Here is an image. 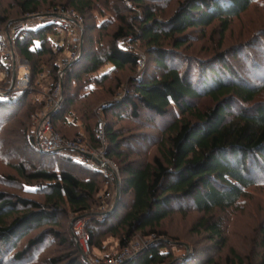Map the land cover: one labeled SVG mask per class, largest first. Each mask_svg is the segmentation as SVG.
I'll list each match as a JSON object with an SVG mask.
<instances>
[{"label": "trees", "instance_id": "1", "mask_svg": "<svg viewBox=\"0 0 264 264\" xmlns=\"http://www.w3.org/2000/svg\"><path fill=\"white\" fill-rule=\"evenodd\" d=\"M11 1L22 17L46 18L53 11L68 20L65 14L73 12L85 21L97 16L100 23L82 28L81 55L64 69L63 49L53 41L60 25L45 23L17 36L19 56L30 64L31 88L6 95L9 86L0 85L5 92L0 94V155L12 140L5 129L23 125L30 147L21 152L7 145L20 158L7 179L35 184L41 199L0 192V264H33L49 240L66 253L46 264H93L89 258L106 252L108 239H115L121 252L137 235L151 239L121 264H264V212L252 219L248 237L236 235L246 243L231 242L236 209L251 190L264 188V24L253 43H241L235 52L223 47L233 23L260 0H180L167 18L174 0ZM4 10L0 1V25L10 20ZM209 29L208 41L220 37L217 49L191 55L196 32L202 38ZM128 38V46H122ZM136 50L150 57L154 71L136 75L141 61ZM41 75L49 80L45 95L63 80L64 104L51 116L62 139H80L99 150L96 128L98 119L104 120L103 153L119 165L123 183L117 208L102 221L93 215L105 206L102 174L64 156V149L46 150L28 132L27 122L43 107L31 99ZM125 84L127 93L117 99ZM104 93L110 99L106 104ZM150 152L154 155L146 160ZM193 213L199 217L192 234L209 245L184 242L164 227L175 216ZM70 214L92 215L86 225L89 257L79 251L72 232L71 237L64 232Z\"/></svg>", "mask_w": 264, "mask_h": 264}, {"label": "rangeland", "instance_id": "2", "mask_svg": "<svg viewBox=\"0 0 264 264\" xmlns=\"http://www.w3.org/2000/svg\"><path fill=\"white\" fill-rule=\"evenodd\" d=\"M0 1L2 3V7L5 9L4 11H7L6 16L10 17L9 18L10 20L7 24L0 25V43L3 41L10 42L12 44L13 49L16 52V60L17 61L15 62V68H16V72H17V75H16L17 80H18V77L20 78L23 75H25L27 73V71H29V73H30V64L27 61L23 60L19 56V53H18V51L16 49V45H15V41L17 39V36L22 33L21 31L25 30L26 28L27 29H37L45 23H53L56 25H60L63 30L61 31L60 36H55L53 38V41L56 45L55 47L58 50L63 49V53L60 56L59 63L64 69V67L68 68L75 61V59H77L81 55V50H82L81 48L84 45V37H83L84 27L87 26V24H93V23L99 24L100 23L99 22L100 18L97 16H94V17L91 16V18L89 20L86 19L87 21H85V19H83L81 17H77L76 14H74L73 12H68L65 14L68 17V21H69L70 25H65V23H63V21L58 20L59 18H56V17H46V18H39V19L37 17H29V18H27L28 16L22 17V15L19 14V12L15 9L14 6L10 7V4L12 3L11 0H0ZM112 1L115 4L119 0H112ZM178 1H180V0H174V2L172 3V8L166 9V13L164 14L165 18L169 17L174 12V10L177 8ZM262 2H264V0H260L258 6H255L242 19L237 20L233 23L230 31L226 34V39L224 40L225 43L223 46L224 49L229 50V52L230 51L235 52V51H233V48L236 47L237 45H239L241 43L251 44V43H253L254 40L257 39V35H258L261 27L264 24V3H262ZM128 4H130V2H128ZM130 7H131V5H130ZM140 11L141 10L137 9V12L139 13V15L141 14ZM61 14H64V13H61ZM48 15H57V14H55L53 11H51L50 14H48ZM212 30L213 29L207 30L205 36H203L202 38H201L200 33L196 32L197 34L194 35V37L197 36L196 40L193 42L194 45L192 44L193 48L189 51V53L191 55H192V53H195V51L205 52L206 54H209L210 52H212V50L217 49L218 44L220 42L219 35L214 36L215 40L208 41V40H210L209 35L212 33ZM77 38L81 39L80 45L75 41ZM131 40H132V38H128L127 40L123 41L122 46H124V47L128 46L127 44L130 43ZM107 41H108V39H107ZM205 47H207V48H205ZM255 47L257 49H259L261 46L257 45ZM256 48H253L252 51H254V52H255V50L258 51ZM136 51H137V53H139V55L141 57V61L139 64V72L136 75L139 76V75H141L147 71L148 72L154 71L155 66H154V63L151 62L150 57L140 50H136ZM237 63H239V62L237 61ZM141 64H144V65H142V67H141ZM109 69H110V67H107L105 70H109ZM247 69H248V71L250 70L249 68H247ZM63 73H64V71H63ZM248 75H249V77H252L250 72H248ZM61 77H62V74H61ZM30 79H31V74H30ZM12 80H13V72L10 71L8 69V67L2 62L1 53H0V85H1V87H3V85L9 86ZM38 81H40L41 84L39 85L38 88L35 87V90H34L33 94L31 95V99L33 98V101L35 103L37 101H39V103L41 105L43 104V107L41 109H37L35 114L31 116V121L27 122L26 126H27V128H29L28 132L31 133L30 135L34 136L36 138V140L43 145V148H45L47 150V148L45 147V145L43 144V141H42V139L44 138V133H43V128H42L43 127V119H44L43 115L49 114L50 116H52V111H53V107L55 106V103L50 105L51 99H53L54 102L59 103V99L62 98L61 105H59L60 109L62 108V105L64 104L63 80L61 78L59 83L52 89V91H50V93L48 95H45L46 93L49 92V80L47 78V75H41L39 77ZM38 81H37V83H38ZM58 85L61 86L60 95L56 94V87ZM127 87H128V85L125 84V88L123 89V91L116 94L117 99H122L124 97V95L127 93ZM30 88H31V81H30L29 89ZM43 101H45V103ZM108 102H110V99L108 98V96H106V93H104L103 94V104H106ZM60 109H58L57 112ZM21 119H22V121H19V122H22V123H24L27 120L26 118H23V117ZM51 121H52V117H51ZM101 122L104 124V128H105L104 120H103V118L100 117L98 119L97 128H96V131H97L99 137H100V134L98 132V127H99V123H101ZM11 125H12L11 129L10 128L5 129V133H6L5 137H7V135H10V137L12 139V140H8L6 142L5 148L6 149L8 148L7 147L8 144H12V145H14L15 149H19V150H21V152H23L25 150H26V152H28L27 148L30 146L26 147L27 142L23 136V130H24L23 127L24 126L23 125L20 126V124L18 122H16L15 124H11ZM92 126H94V125L92 124ZM52 129H53V131H55V129L53 128V124H52ZM12 131H13V133H12ZM13 134H14V136H13ZM152 135H156L155 132ZM86 140H87V138H84V141H86ZM103 140L101 139L102 147L107 148L105 136H104ZM79 141H81V140L79 139ZM81 143L84 145V147L86 149L89 148L88 147L89 145L87 144V142L81 141ZM132 145L136 148H140V146H138L137 143H133ZM5 148L2 147V152H3L5 157L0 155V192H4L6 194H9V195H11V197L22 196V197H28V198H32V199H41L40 194L37 193V191H36L37 188H36L35 184H32V183L28 184V183H23V182L13 184V183H10L8 181L7 177L9 175L14 174V171L11 168V166L12 165L14 166L18 162H20V160H19L20 158H19V154H17L16 150L7 151ZM9 148H11V147H9ZM103 148H101L99 150L98 149H94V150H97L98 152H103L104 151ZM91 149H93V148L91 147ZM12 152H13V154H12ZM63 153H64L63 154L64 156L70 157L73 160L77 159V155L74 152H71L68 150H63ZM152 155H154V153L150 152V155L146 158V160L151 158ZM86 167L92 169L89 166H86ZM118 167H119V165H118ZM119 173H120V181H121L119 199L121 200V198H122L121 197V190H122V183L123 182H122V178H121V171H119ZM102 176L105 178L106 184H104L105 185L104 189L100 195L103 197L106 208H109L110 205L107 204V201L105 200V197H104V194L107 190V181L108 180L104 175H102ZM110 187L113 190L114 195H115V191H114L115 190V183L110 184ZM250 192H251L250 196L246 200L242 201L241 205L238 207V209H236L238 211H236L234 223H233V226L231 227V230L234 231V237L231 238L232 244L237 245L244 240V238H241V237L237 238L236 237V235L238 233L239 234L244 233L243 236L248 237L247 234H249V232H250L249 224L252 222V219L254 217L255 218L260 217V214H262L264 212V188L263 189L262 188L253 189ZM108 202H109V204L112 203V201H108ZM100 210H101L100 208H99V210L95 209L94 210L95 214H93V215L99 216V213H101ZM83 217H85V216H83ZM86 217L91 219L92 215H88ZM198 217L199 216L197 214H194V213L190 214L187 217L175 216L172 219L165 222L164 227H165V229H167L171 233V235L179 237V239L184 241V242H187L190 244L196 243V245L198 247H201L203 245H209V243L205 242L206 240L203 239V237H201V236L199 237L195 234H192L194 221L197 220ZM78 218H82V217H75L74 214H70L68 221L65 224L66 230H64V232L66 231L67 236L71 237L73 223ZM72 238H73V234H72ZM150 239H144V237H142L141 235H137L136 238L131 243L130 247L125 249L124 251L120 252L119 249L117 248V245H118L117 241L115 239L110 238L107 240L108 245H107V248L105 250L106 252H100V253L95 252V254L97 256L92 255V257H95V258L94 259L89 258L90 262L94 263L95 259H101L102 257H105V255H111L112 258H115L118 255L125 253L126 251H128L129 256L132 257L137 252L138 249L146 246L147 241H149ZM73 241H74V239H73ZM242 243H246V242L244 241ZM47 244H48V246H46L45 250L42 251V253L40 252V254H39L40 259L37 262H34L33 264H46L47 261H49L50 257H52V256L53 257H60L61 255H64L66 253L65 249L59 248L58 243H56V242H52L51 240H49L47 242ZM237 246L239 247L240 245H237ZM77 248L82 253V250H80V247L78 246ZM189 251H193V249H190ZM184 252L185 251H178V252H176V255H178V256L182 255L183 256ZM193 258H194V256H193ZM129 259H131V258H129ZM106 260H108V259H105L103 261H106Z\"/></svg>", "mask_w": 264, "mask_h": 264}, {"label": "built area", "instance_id": "3", "mask_svg": "<svg viewBox=\"0 0 264 264\" xmlns=\"http://www.w3.org/2000/svg\"><path fill=\"white\" fill-rule=\"evenodd\" d=\"M58 20L63 21L65 25H70L69 21L65 18H59ZM79 45L81 44V39L77 38L75 40ZM8 42V41H7ZM1 42L0 43V50H1V58L2 62L8 67L10 71L14 72L16 71L15 68V62L16 60V52L12 47V44L10 42ZM144 64H141V67ZM17 73V72H16ZM30 73L27 71L25 75L22 77H18V80L15 79L11 81L8 90L6 91V94L11 91H22L29 89L30 87ZM61 92V86L58 85L56 87V94L60 95ZM0 94L5 95L4 90L0 89ZM62 98L59 99L58 102H54L53 99H51L50 105L55 103V106L53 107L52 114L56 113L58 109H60L59 105H61ZM43 133L44 138L42 139L43 144L49 151L54 150H68L71 152H74L77 155L76 161L91 167L93 170L101 173L107 178V190L104 194L105 200L107 201V204L110 205L109 208H106V206L101 208V213H99L98 220L102 221L105 216H108V214H111L114 211L115 205L117 204V201H120L118 197V193H120V187H121V181H120V169L116 163L111 161L110 159L106 158L103 152H98L97 150L88 148L86 149L84 145L81 143V141L77 142H69L67 140L62 139L55 131L52 129V121L51 116L43 115ZM98 132L100 134V138L104 139V124L101 122L99 123ZM104 141V140H103ZM115 183V195L113 190L110 187V184ZM117 192V193H116ZM108 201H112L111 204H109ZM89 221L88 217H82L78 218L73 223L72 228V234L74 242L80 247V250H82V253L84 256L89 257L91 254V246H90V235L86 231V225ZM129 252L126 251L125 253H122L121 255H118L115 258H110L106 261H103L101 259H95L93 264H121L125 260L131 258L128 254Z\"/></svg>", "mask_w": 264, "mask_h": 264}, {"label": "water", "instance_id": "4", "mask_svg": "<svg viewBox=\"0 0 264 264\" xmlns=\"http://www.w3.org/2000/svg\"><path fill=\"white\" fill-rule=\"evenodd\" d=\"M47 17L63 18V17H60V16H58V15H47ZM81 49H83V46H82ZM16 75H17V73H16V71H15V72H14V75H13V82H14L15 79H16ZM7 94H8V93H7ZM7 94H6V95H7ZM118 197H120V193H118ZM118 202H119V201H117V205H118ZM117 205L115 206L114 210L117 208Z\"/></svg>", "mask_w": 264, "mask_h": 264}]
</instances>
